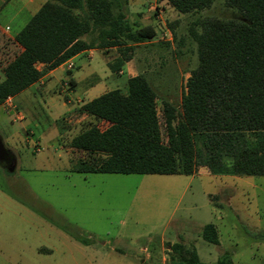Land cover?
<instances>
[{
	"label": "rangeland",
	"instance_id": "obj_1",
	"mask_svg": "<svg viewBox=\"0 0 264 264\" xmlns=\"http://www.w3.org/2000/svg\"><path fill=\"white\" fill-rule=\"evenodd\" d=\"M43 1L0 0V36L11 38ZM120 2L131 21L152 24L153 34L133 44L120 71L107 66L116 47L75 56L71 74L85 79L69 97L82 94L94 75L103 89L125 92L127 76L141 73L157 106L167 100L177 115L197 61L190 28L198 29L196 21L204 16L239 18V12L224 0L189 12L164 0ZM0 45L6 48L0 46L1 79L20 46ZM55 84L36 81L0 104V137L15 158L11 171L0 163V264L165 263L168 243L178 240L205 262L223 257L225 264H264V175L211 174L204 166L191 174L73 171L71 162L85 152L68 140L96 121L63 113L71 104L62 89L70 86ZM40 88L30 103L28 90ZM206 222L214 224L217 243L201 237Z\"/></svg>",
	"mask_w": 264,
	"mask_h": 264
},
{
	"label": "trees",
	"instance_id": "obj_2",
	"mask_svg": "<svg viewBox=\"0 0 264 264\" xmlns=\"http://www.w3.org/2000/svg\"><path fill=\"white\" fill-rule=\"evenodd\" d=\"M164 1L189 12L213 0ZM224 3L240 17L204 16L196 21L198 29L189 30L197 61L177 115L167 100L157 106L143 74L127 76L125 92L110 88L80 104L96 122L68 140L85 152L71 162L73 171L191 174L204 166L211 174L264 175V0ZM153 30L151 24L131 21L120 0H44L11 38L0 36V44L20 46L4 64L0 103L86 48L116 47L118 54L107 66L117 71L133 44ZM200 235L218 241L212 222L202 224ZM168 248V260L155 264H225L223 257L200 260L194 247L180 240Z\"/></svg>",
	"mask_w": 264,
	"mask_h": 264
},
{
	"label": "crops",
	"instance_id": "obj_3",
	"mask_svg": "<svg viewBox=\"0 0 264 264\" xmlns=\"http://www.w3.org/2000/svg\"><path fill=\"white\" fill-rule=\"evenodd\" d=\"M147 24H149V23H147ZM94 50L101 52L100 48H94V47L80 50L77 53L73 54L72 56L66 58L64 61L60 62L58 65L49 69L47 72H45L42 76H40L36 80L40 85H44L46 82V79H53V81L56 80L55 88L58 87L60 82L66 83L70 86L69 89H64V90L62 89L63 98H66V101L65 100L64 101L68 104H71L70 106L67 107L66 111L63 112L65 114H68L67 116L69 118H72L74 116V114H78L79 116H82V115L88 116V114H86L84 111L79 109L80 104L82 102H84L85 100H88L91 97L107 90V88L103 89V87L99 86L98 81L100 80V77L97 75H94L93 77H91L92 79H88L85 81L82 94L75 96V98H73L74 100H72V98L69 97V95H68V91L74 88V86L76 85L78 80L81 81V80L85 79V78H75L71 74V71H72L73 67L75 66V63L73 62L74 57L79 55V54H85V55L89 56V55H91V52ZM68 61L71 62V66H69V67L67 65ZM55 70H59V72L62 73V76L59 79H58V75L55 73ZM118 71H120V70H118ZM129 75H131V74H129ZM36 81H34V82H36ZM31 84H29V85H31ZM28 86L24 87L23 89L27 88ZM23 89H21V90H23ZM41 89L42 88H40V90L39 89L38 90H28V96L31 95V98H29V99L31 100L35 96L40 95ZM20 91H18V92H20ZM46 91L48 92L49 88ZM17 93H15L14 95L6 97L4 99V101H7L8 99H11V98L14 99V97L17 95ZM30 103H33V100H31ZM52 103L53 102L50 103V106L52 105ZM0 104H2V103H0ZM75 108H77V111L74 112ZM65 118H67V117H65Z\"/></svg>",
	"mask_w": 264,
	"mask_h": 264
},
{
	"label": "water",
	"instance_id": "obj_4",
	"mask_svg": "<svg viewBox=\"0 0 264 264\" xmlns=\"http://www.w3.org/2000/svg\"><path fill=\"white\" fill-rule=\"evenodd\" d=\"M9 153L10 150L5 147L0 137V163H3L4 167L7 170L11 171L12 169H14L15 158L12 153L11 155H9Z\"/></svg>",
	"mask_w": 264,
	"mask_h": 264
},
{
	"label": "built area",
	"instance_id": "obj_5",
	"mask_svg": "<svg viewBox=\"0 0 264 264\" xmlns=\"http://www.w3.org/2000/svg\"><path fill=\"white\" fill-rule=\"evenodd\" d=\"M5 27L7 28L8 26H5ZM67 65H68V67L71 66V62L68 61ZM64 84H66V83H64Z\"/></svg>",
	"mask_w": 264,
	"mask_h": 264
},
{
	"label": "flooded vegetation",
	"instance_id": "obj_6",
	"mask_svg": "<svg viewBox=\"0 0 264 264\" xmlns=\"http://www.w3.org/2000/svg\"><path fill=\"white\" fill-rule=\"evenodd\" d=\"M9 155H11V153H9Z\"/></svg>",
	"mask_w": 264,
	"mask_h": 264
}]
</instances>
